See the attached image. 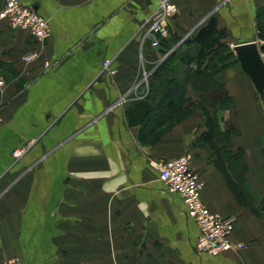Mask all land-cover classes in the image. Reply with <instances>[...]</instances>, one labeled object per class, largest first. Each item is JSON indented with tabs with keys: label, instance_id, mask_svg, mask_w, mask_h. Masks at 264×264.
<instances>
[{
	"label": "crops",
	"instance_id": "0c3cea01",
	"mask_svg": "<svg viewBox=\"0 0 264 264\" xmlns=\"http://www.w3.org/2000/svg\"><path fill=\"white\" fill-rule=\"evenodd\" d=\"M21 2L49 21L51 36L37 43L0 19V75L7 83L0 92V264H44L45 258L52 264H264V98L250 77H218L232 98L229 108L191 111L186 104L163 121L143 83L145 72L167 57L143 27L158 0ZM5 3L0 0V12ZM174 3L178 14L164 39L197 36L215 18L228 35H240L232 49L256 42L264 0ZM187 95L200 103L196 90ZM209 118L218 119L221 132L232 131L231 150L242 152L227 163L248 205L216 166L215 147L226 140L220 132L209 141ZM186 154L204 183V203L234 220L233 241L243 249L216 257L196 250L197 225L154 167Z\"/></svg>",
	"mask_w": 264,
	"mask_h": 264
},
{
	"label": "trees",
	"instance_id": "16d2710c",
	"mask_svg": "<svg viewBox=\"0 0 264 264\" xmlns=\"http://www.w3.org/2000/svg\"><path fill=\"white\" fill-rule=\"evenodd\" d=\"M256 21L264 53V6L258 10ZM227 38L226 30L220 28L217 19L212 18L197 36H189L182 42L180 39L160 41L158 47L162 45L161 53L167 57L160 64L151 67L152 75L149 77L148 85L149 97L156 105L155 110L162 114L161 120H174L186 104L191 111L198 106L204 107L205 105L215 112L230 107L232 98L218 77L232 65L240 66V64L234 50L225 42ZM181 75H184L183 80L179 79ZM190 88L200 93L199 104L188 97L187 93ZM207 125L210 128L211 139L209 141H213V136L221 132L219 121L209 118ZM221 134V139L226 140V143L221 149L218 146L215 147L216 166L226 177L240 203L248 205L244 200L243 188L235 182L230 173L231 167L227 163L231 157L241 158L242 152L231 150L229 140L232 131L221 132ZM250 208L256 212L254 206Z\"/></svg>",
	"mask_w": 264,
	"mask_h": 264
},
{
	"label": "built area",
	"instance_id": "2783aa9c",
	"mask_svg": "<svg viewBox=\"0 0 264 264\" xmlns=\"http://www.w3.org/2000/svg\"><path fill=\"white\" fill-rule=\"evenodd\" d=\"M178 14L174 0H158V7L152 16L144 23L145 35L152 37V45L158 47L160 41L166 37V28L169 20ZM0 19L7 21L12 29L25 30L37 42L43 43L51 36L49 21L43 18L30 6L24 5L21 0H6L4 9L0 12ZM35 58V55L26 57V61ZM111 61L103 64V72L110 70ZM151 74L145 72L143 83H148ZM7 83L0 75V92L5 91ZM121 98L120 103H125ZM26 153V147L14 151L15 158H21ZM192 156L186 154L166 161L157 162L154 167L159 172L160 180L168 192L178 195L187 207L190 218L197 225L199 237L196 250L200 254L219 256L224 253L243 249L244 244L233 241L235 231L234 220L211 210L202 199L204 183L199 174L191 167ZM8 264H23L21 261H11Z\"/></svg>",
	"mask_w": 264,
	"mask_h": 264
},
{
	"label": "water",
	"instance_id": "95a60500",
	"mask_svg": "<svg viewBox=\"0 0 264 264\" xmlns=\"http://www.w3.org/2000/svg\"><path fill=\"white\" fill-rule=\"evenodd\" d=\"M233 50L242 71L250 77L258 94L264 98V56L262 49L256 42H247L235 45Z\"/></svg>",
	"mask_w": 264,
	"mask_h": 264
},
{
	"label": "rangeland",
	"instance_id": "374dc122",
	"mask_svg": "<svg viewBox=\"0 0 264 264\" xmlns=\"http://www.w3.org/2000/svg\"><path fill=\"white\" fill-rule=\"evenodd\" d=\"M256 30H257V33H256V35H254V38H255V40H256V42H258V45H259V47L262 49V46H263V42L260 40V38H259V35H258V28H257V23H256ZM255 30V31H256ZM245 36H248V37H251L252 35L250 34V33H247ZM165 38V37H164ZM163 38V39H164ZM187 38V37H186ZM240 39V35H238L236 38L233 36V35H228V38L225 40V42L228 44V45H230L231 44V42L233 41V42H235L236 43V41L237 40H239ZM230 47H231V45H230ZM232 48V47H231ZM263 56H264V53H263ZM153 66H156V65H153ZM153 68V67H152ZM152 68H147L148 70H151ZM147 70V72L148 73H150V71H148ZM240 73V72H243L242 71V69H241V67L239 66V65H232L231 67H229L227 70H225V72H223V73ZM15 260H17V261H21L20 259H10V260H8L7 261V263L6 264H8L9 262H11V261H15ZM22 262V261H21ZM44 264H52V263H49V259L48 258H45L44 259ZM23 263V262H22ZM24 264V263H23Z\"/></svg>",
	"mask_w": 264,
	"mask_h": 264
}]
</instances>
